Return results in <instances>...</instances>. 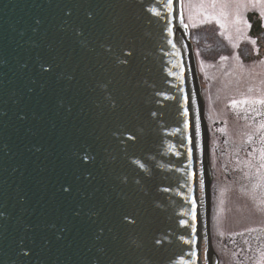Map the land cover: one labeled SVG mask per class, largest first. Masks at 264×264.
<instances>
[{"label":"water","instance_id":"1","mask_svg":"<svg viewBox=\"0 0 264 264\" xmlns=\"http://www.w3.org/2000/svg\"><path fill=\"white\" fill-rule=\"evenodd\" d=\"M178 12L179 0H0V264H199L178 49L203 259L216 263L204 104Z\"/></svg>","mask_w":264,"mask_h":264},{"label":"rangeland","instance_id":"2","mask_svg":"<svg viewBox=\"0 0 264 264\" xmlns=\"http://www.w3.org/2000/svg\"><path fill=\"white\" fill-rule=\"evenodd\" d=\"M179 2L204 117L218 132L209 158L212 182L208 228L217 255L215 264H264L255 249L259 236L263 251L258 253L264 255V196L254 186L257 177L264 178V169L244 167V177H250L245 182L250 184L245 185L234 179L243 176L240 172L235 174L226 168V162L236 166L234 145L241 143L245 132L239 106L251 103L254 97L264 99V0ZM220 147L224 155L217 153Z\"/></svg>","mask_w":264,"mask_h":264},{"label":"flooded vegetation","instance_id":"3","mask_svg":"<svg viewBox=\"0 0 264 264\" xmlns=\"http://www.w3.org/2000/svg\"><path fill=\"white\" fill-rule=\"evenodd\" d=\"M261 101H264V99L254 97L252 98L251 103H243L239 106L243 114L241 122L245 125V132L242 136L241 143L238 141L234 145V148L236 149V166L233 168L229 162H226V168L231 170L233 173L235 172V174L240 172L243 175L240 178H234L241 184H244L250 178L244 177V167L247 169H264V103H261ZM233 114L237 116L239 115L237 112H233ZM206 124L208 130L209 158H211V151L215 145L214 138L218 136V132L215 130L214 126L212 127L207 123V120ZM220 151L223 155L225 154V150L221 147L217 149V153L219 154ZM226 168L224 170L225 172ZM249 184L250 183H245V185ZM254 186L257 190L262 191L261 195L264 196V178L257 177V181L254 183ZM257 237V244L253 243V245L256 244V254L261 259L264 258V255L261 257L258 252L263 251V241L259 239V236Z\"/></svg>","mask_w":264,"mask_h":264},{"label":"bare ground","instance_id":"4","mask_svg":"<svg viewBox=\"0 0 264 264\" xmlns=\"http://www.w3.org/2000/svg\"><path fill=\"white\" fill-rule=\"evenodd\" d=\"M176 20L177 23L174 26L176 31V38L181 39L188 37V36H184V33L187 32V27L184 23L185 21L182 18L181 10H180V14L178 12V17ZM178 52H179L181 70L183 72L184 80H185L186 97L188 103L190 141L193 152L197 248L199 252V264H204L203 250H204L205 237H204V208H203V202L201 196L202 170H201V152H200V133L197 123L198 118L196 114L194 96H193V91L189 76L188 60L186 54L181 49L180 50L178 49Z\"/></svg>","mask_w":264,"mask_h":264},{"label":"snow or ice","instance_id":"5","mask_svg":"<svg viewBox=\"0 0 264 264\" xmlns=\"http://www.w3.org/2000/svg\"><path fill=\"white\" fill-rule=\"evenodd\" d=\"M213 6H215V5H213ZM129 55H130V53H129ZM125 63H126V61H125ZM261 103H264V101H261ZM185 115H187L186 112H185ZM130 139H135V137L132 136V137H130ZM140 166L143 167V165H140ZM65 191H67V189H65ZM158 243H159V241H158ZM193 255H195V253H193Z\"/></svg>","mask_w":264,"mask_h":264}]
</instances>
